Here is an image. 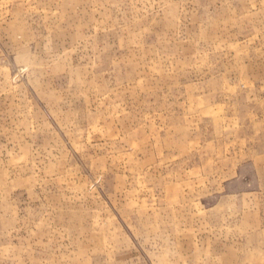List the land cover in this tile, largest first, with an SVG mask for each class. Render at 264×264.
<instances>
[{
    "label": "rangeland",
    "instance_id": "1",
    "mask_svg": "<svg viewBox=\"0 0 264 264\" xmlns=\"http://www.w3.org/2000/svg\"><path fill=\"white\" fill-rule=\"evenodd\" d=\"M0 264H264V0H0Z\"/></svg>",
    "mask_w": 264,
    "mask_h": 264
}]
</instances>
